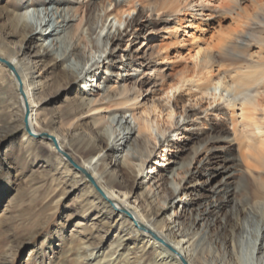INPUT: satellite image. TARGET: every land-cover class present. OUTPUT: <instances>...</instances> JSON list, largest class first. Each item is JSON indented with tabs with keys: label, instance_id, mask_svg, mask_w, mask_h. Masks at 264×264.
Here are the masks:
<instances>
[{
	"label": "bare ground",
	"instance_id": "6f19581e",
	"mask_svg": "<svg viewBox=\"0 0 264 264\" xmlns=\"http://www.w3.org/2000/svg\"><path fill=\"white\" fill-rule=\"evenodd\" d=\"M136 1L143 8L147 7L158 13L166 3L170 11L173 7L175 11H180L181 5L194 6L193 0H103V14L99 17L92 16L96 0H88L85 4L83 0H11L0 8V19L4 18L9 28V32H0V111H6L11 118L6 125L0 122V144L13 135L4 150V159L9 163L18 148L28 152L35 139L48 140L55 154L53 162H50L51 155H45L49 161V172H61L64 185L69 181L80 183L86 181L85 178L88 179L84 213L96 209L95 218L98 222H93L92 227L103 223L109 229L104 235L101 229L98 230L95 242L82 243L78 247L76 255L74 254L76 264H244L245 240L249 234L251 238L248 250L253 264H264V177L247 184L240 182L233 188L227 186L228 183H223L211 189V196L217 197L216 201L206 204L205 208L197 211L195 217L199 221H205L212 215L220 214L225 220L217 226V233L214 234L218 242V256L211 259L205 256L204 247L197 248L198 233L181 228L177 219H158L153 215L151 201L147 206H142L138 199H130L129 183L133 188L138 183L139 174L135 177L127 171L119 174L111 166L115 160L131 172L144 171L148 158L156 152V146L153 149L149 145L144 147L134 133L137 131L139 135H145V142L148 144L150 139H157V135L163 136L168 128L161 125L157 116L150 115L163 108L169 110L168 116L171 118L178 107V103L171 104L172 95L176 98V94L189 83L190 87L195 85L193 87L197 93L213 96L214 101L225 100L230 109L233 128L230 137L218 138L238 142L242 148V161L255 163L264 171V41H260L262 47L258 56L245 58L243 65L230 73L228 70L215 72V59L206 54L201 61L196 62L197 69L193 74L173 79V74L167 75L161 69L163 67H159L152 71V76L148 79L137 83L138 81H133V73L154 55L153 52L149 54L152 47L145 44L136 57H129L119 65L125 75L121 77V85L115 94L117 97L105 95L103 100L94 99L86 90L84 76H89L91 82H94L98 79L102 64L103 67L106 64L105 59L113 60L110 55L114 53V45L118 46L116 42L122 37L121 25H126L125 30L132 27V31L135 29L141 32L145 28V25L139 23L138 16L131 19L124 17L131 11H137ZM53 2L57 4L55 10L44 8L47 4H54ZM140 12L141 8L137 14ZM244 13H247L248 19L252 18L248 9H244ZM94 18L98 20L96 27L93 26ZM256 24L257 31L264 30L262 20ZM114 27L117 33H112ZM48 29L50 32L47 33ZM105 30L107 33L103 36ZM175 31L174 35L177 37L178 30ZM255 32L249 33V41L258 40ZM16 38H20L19 41H15ZM47 41L50 43H46ZM108 45L111 46L110 53L100 61L101 54L106 53ZM199 55L200 51L196 53L197 57ZM70 58L79 62L81 67L68 65ZM165 58H169V54ZM44 68L51 69L54 73L51 86L73 83L79 87V99L63 111L64 115L71 118L65 134H58L56 130L41 131L36 126L37 110L42 104L38 94L46 87L42 72ZM108 70L109 66L106 68ZM119 74L120 72L118 76ZM101 82L103 81L100 84ZM93 86L94 83L91 87ZM253 87L256 89L255 94L244 95L240 100L227 94L243 93L245 89ZM107 88L105 84L103 91L106 92ZM148 92L153 95L159 92L164 98L150 100L151 105L143 114L138 110V105H141L143 94ZM15 93L17 96L13 98L11 94ZM127 111L130 112L132 121L125 119ZM104 112L109 113L108 124L98 126L95 132L81 127L79 121L83 115L89 114L94 119L102 117ZM17 119L20 121L17 122ZM97 121L98 119L96 123ZM9 127L12 130L5 132ZM118 145L122 146L121 151ZM5 161L0 159V181L10 179V168ZM225 161L231 162V166L228 165L225 169L232 177L237 160L232 157ZM247 171L251 172L248 166ZM141 178L145 180L144 177ZM153 178L154 176L151 179ZM171 184L173 194L178 192L179 195V191L184 188L180 181L174 180ZM159 201L167 202L164 198ZM162 209L163 206L159 205V212ZM173 212L176 213L175 208ZM252 226L253 233L250 231ZM112 235L113 239L109 240ZM51 244L46 235L39 247V252L44 257L45 246L50 249ZM149 250L152 257L146 254ZM132 254L137 255L134 260L131 258ZM8 262L6 257L0 259V264Z\"/></svg>",
	"mask_w": 264,
	"mask_h": 264
},
{
	"label": "rangeland",
	"instance_id": "374dc122",
	"mask_svg": "<svg viewBox=\"0 0 264 264\" xmlns=\"http://www.w3.org/2000/svg\"><path fill=\"white\" fill-rule=\"evenodd\" d=\"M9 1L11 2V0H0V8L5 7ZM83 1L85 4L88 0ZM102 1L96 0L92 16L99 17L103 14ZM193 1V7L181 5L180 11H175V7L172 11L168 10L169 5L166 3L159 11L160 13L153 12L146 6L143 8L140 2L136 1L137 11H131L124 17L131 19L138 16L139 23L145 25V28L140 32L135 29L132 31V27L125 30V24L120 26L123 34L120 41L116 42L118 46L114 45V53L110 55L113 60L105 59L106 64L104 67L102 64L98 71V79L94 82H91L89 76H84L87 82L86 90L90 97L103 100L106 96H115L121 85V77L125 75L123 68H119V65L127 61L129 57H136L135 55L141 52L145 44L152 47L149 54L153 52L154 55L133 73V81H138L137 83L148 79L152 76V71L159 67H163L161 69L165 74H173V79L193 74L197 69L196 62L201 61L206 54L215 59V72L228 70L229 73L243 65L242 61L245 58L259 55L262 47L260 41H264V30L257 31L255 26L260 20L264 22V0ZM54 4H47L44 8L55 10L57 4ZM139 8L141 12L137 14ZM244 9H248L251 19H248ZM93 20V26L96 27L98 20L96 18ZM260 25L263 26V24ZM115 27L111 30L112 33L116 31ZM49 29L51 30L52 26ZM49 29L46 30L47 33L50 32ZM175 30H178V38L174 35ZM253 31H256L258 40L249 41V33ZM0 32H9L4 18L0 19ZM106 33L107 30L103 32V36ZM19 39L16 38L15 41ZM110 49L111 46L108 45L106 53L101 54L100 61L109 55ZM198 51L201 52L199 57L196 56ZM167 54L169 58H165ZM67 64L74 68L81 67V64L73 58H70ZM107 66H109L108 71H106ZM42 72L46 87L38 94L42 104L37 110L36 126L41 131L56 130L58 134H65L71 118L64 115L63 111L69 109V106L79 99V87L73 83L53 87L51 84L54 73L48 68L42 69ZM118 72H120L119 76ZM100 81L103 82L100 84ZM93 83L94 86L91 87ZM105 84L108 87L106 92L103 91ZM193 86L195 85L192 84L190 87L188 83L176 94V98L172 95L171 104L178 103V107L175 108L171 118L168 116L169 110L163 108L151 113L150 117L157 116L161 125L168 128L163 136L157 135V139H150L148 144L145 142V135H139L137 131L134 133L144 147L149 145V148L153 149V146H156V152L148 158L144 171L131 172L115 160L111 166L119 174L125 171L133 177L139 174L138 183L133 188L131 182L129 183L128 188L132 196L130 199H138L142 206H147L151 201L154 208L153 215H156L158 219L162 221L166 218H169L168 221L177 219L181 228L198 233L197 248L204 247L205 256L215 259L218 256V242L214 234L217 233V226L225 220L219 214L212 215L205 221H199L195 218L197 211L205 208L210 201H216L217 197L211 196L213 195L211 189L223 183H228L226 185L231 188L236 187L240 182L251 183L255 179L264 177V171L255 163L242 161V148L238 142H227L218 138L219 136L230 137L233 128L230 109L225 100L214 101L213 96L197 93ZM255 91L253 87L245 89L243 93L229 92L227 94L240 100L244 95L255 94ZM11 96L15 98L17 94H11ZM142 98L138 110L144 114L153 99L158 100L164 97L159 92L155 95L148 92L144 93ZM108 114L104 112L102 117L94 119L91 115L85 114L79 123L83 129L87 128L86 130L95 132L100 126L109 123L107 122L110 119ZM124 116L126 120L132 121L129 111ZM10 120L6 111H0L1 124L6 125L10 123ZM19 121L17 119V122ZM94 122L97 125H94ZM10 130L12 128L9 127L5 132ZM12 136L0 144V159L4 161V150ZM52 148L50 141L35 139L28 152L18 148L12 161L10 160L9 163L5 161L11 175L8 181H0V259L8 258V264H76L74 258L78 247L82 243L95 242L98 230L101 229L104 235L109 229V226L103 223L92 227L93 222H98L95 218L96 209L91 210L90 213L87 212L88 214L84 213L83 204L88 197V179L85 178L86 181L80 183L69 181L64 185L61 181L63 180L61 172L47 170L49 168L47 157L51 155L50 162L54 160L55 154ZM118 149L121 151L122 146L118 145ZM232 157L237 161L235 174L231 177L225 169L231 166V162L225 159ZM180 165H183L182 168ZM247 166L251 172L247 171ZM173 171L175 174H172ZM153 176L154 178L151 179ZM174 180L180 181L181 186L184 187L179 191V195L178 192L176 194L172 192L171 182ZM70 189L72 192L69 191ZM150 192L151 197H149ZM160 198L166 199L167 202H160ZM159 205L164 208L162 213L158 210ZM173 208L176 209V213L173 212ZM253 230L254 226L250 231L253 233ZM46 235L52 244L50 249L45 246L44 257V254L39 252V247ZM113 235L109 240L113 239ZM250 238L249 234L245 240L244 264H253L252 255L248 250ZM146 254L152 257L150 250ZM136 257L135 254L131 255L132 260ZM253 257L255 259V252ZM39 258H41L40 263Z\"/></svg>",
	"mask_w": 264,
	"mask_h": 264
}]
</instances>
